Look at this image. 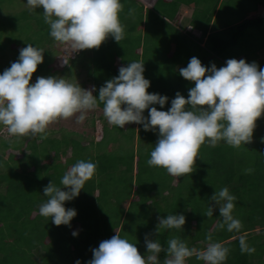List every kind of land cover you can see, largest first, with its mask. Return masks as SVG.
I'll use <instances>...</instances> for the list:
<instances>
[{"label":"clouds","instance_id":"clouds-1","mask_svg":"<svg viewBox=\"0 0 264 264\" xmlns=\"http://www.w3.org/2000/svg\"><path fill=\"white\" fill-rule=\"evenodd\" d=\"M138 1L145 9H153L156 3ZM25 4L30 12L42 8L50 37L75 50V56L70 54L60 60L62 68H71L82 50L98 49L109 37L118 43L125 36V27L119 19L123 10L121 0H26ZM176 10L164 9L163 19L172 21L168 18ZM43 53L44 49L27 44L19 50L18 59L0 74V125L5 126L11 138L42 141L55 121L75 117V122L81 124L86 114L102 103L104 117L110 125L123 129L133 124L134 127H129L134 132L135 125H141L145 132L156 134L157 141L146 163L178 178L194 171L202 145L216 147L222 142L240 148L251 143L256 121L264 113V68L258 70L255 62L246 63L244 59H228L218 69L215 64L206 68L198 58L192 57L179 70V75L194 82V87L188 90L187 99L177 92L171 106L163 111L155 105L163 109L168 97L147 91L150 81L143 75V63L118 66V76L106 81L97 97L93 95L97 91L95 86L84 89L77 81L70 82L63 77L38 76L30 83L37 66L43 63ZM134 134L138 140V132ZM96 169L94 162L78 160L62 176L63 187L50 181L43 188L47 199L39 206V215L50 218L55 226H70L77 213L72 208L65 209L64 203L79 195L85 183L95 176ZM245 171L251 172V169ZM236 199L227 187L214 192L205 215L212 217L214 208L218 209V227L239 233L242 223L233 215ZM157 220V235L163 230L182 231L186 222L183 214L158 216ZM77 235L78 232H72L73 237ZM207 240L206 248L198 250L189 248L178 237L170 238L164 264H186L192 257L203 264H225L229 248L213 242L210 235ZM144 243L147 254L142 258L134 243L116 234L92 249V259L86 264H159L158 256L163 250L159 239H149L146 234ZM239 245L242 254L255 252L244 235L239 236ZM75 264L81 262L77 260Z\"/></svg>","mask_w":264,"mask_h":264},{"label":"trees","instance_id":"trees-1","mask_svg":"<svg viewBox=\"0 0 264 264\" xmlns=\"http://www.w3.org/2000/svg\"><path fill=\"white\" fill-rule=\"evenodd\" d=\"M5 1L6 0H0V9L6 4L8 5L11 0H8V2ZM167 1L168 0H156L153 9H145V7L138 0H121V3L123 4L122 12L126 7L130 8L126 14L131 15V12L135 11L133 17H125L129 18L130 20L127 21V23L124 20V15L122 12L119 14L120 22L125 27L124 38L118 43L115 42L111 37L107 38L105 42H103L98 48V50L94 49L93 54H91L95 55L96 58L91 57L90 59L88 54H86L87 49L82 50L81 53L77 55L76 59L73 60L71 65V68L73 64L78 65V67L74 70V72L78 71L75 72L76 77L74 80H77L79 76H82V80L78 82L79 85H81V87L84 89L95 86L97 91L94 92L93 95L98 97L99 88L102 87L100 85L101 81L97 80L95 76L90 77L89 79L88 76L84 77L82 74L83 70L80 67H83L84 69L86 64L89 63L88 65H91L94 63L95 66L99 67L97 74H104L102 77V83L104 85L106 81L118 76V66H126L128 62H140L143 63L144 66V77L150 81V87L147 89V91L149 93H156L153 91V88L155 85L158 87V84L161 86V89L165 88V93L162 92L158 94L168 97V103L165 105L168 109L171 106V100L175 98V94L177 92L187 99L188 90L194 87V82L186 81L179 75V70L186 67L192 57L198 58L202 65L206 68L210 67L212 64H215V66L219 69L220 67L225 66L228 59H236L240 54L246 55V53L242 52L239 54L235 52L232 53L233 51L231 50L236 48L237 44L241 42L244 37H251V41L253 42L252 45H250V49L253 47L255 42L259 43L261 41L256 40L257 37L260 39V36L256 35H261L260 33L264 32V14L254 12L257 11L258 5L262 6L264 9V0H259L260 3H257L251 10L247 5L245 7H241L245 10L242 12L243 15H238V19L233 25H230L232 24L231 22L226 25H222L225 27V30L223 31L218 29L219 26L216 25V23L214 24V27L212 24L213 31H211L209 35H207V32L211 23V18L216 12L220 0H211V7H207L206 0H170L169 3H167ZM240 1L245 3V0ZM191 3L193 5L196 3H201L202 6H200L199 9H197V7L195 8L194 19H192L190 22V25L192 26L191 33L193 32V35L195 36L191 34L184 36L177 32L179 42L175 45V47H170V49H167L165 52V55L167 56L166 61L160 65L157 60L151 58L156 54V51L153 49L147 50L152 44H154V46L160 44L159 42L161 41H159V39L163 41V39H158L156 37L157 32L161 30L160 26H169L166 20L163 19L162 13L158 12L159 6L173 5L172 10H175L180 9L182 5H188ZM220 7L221 3L218 8L219 11ZM164 9L168 8L164 7ZM198 12L202 13L200 17H197ZM9 14L0 15V61L4 57L9 56L12 59L10 62L13 63L18 59L19 50L26 47V42H22L21 39L19 40V36L14 35L17 29V23L23 24L26 22L28 24V22L31 20H35L36 23V19L29 18L26 20L27 17L25 15L27 14L21 15V17L16 15L12 16V14ZM149 15L151 17H149ZM140 26L146 29L145 35H142L138 31ZM32 31H35V35L43 33L46 46H43V44L39 42L40 38L36 41H32V45L44 49V53L43 63L37 66V70L35 73H33L30 83H34L38 76L46 77V74L44 73L52 72L50 66L53 62L50 63V60L48 61L47 57L52 56L53 58V55H56L57 51L54 49V46L56 43H59L50 37L49 28H47V25L45 29H33ZM181 44H184V46H181ZM105 47H108L111 52V57L109 59H106L107 54L103 57L101 56ZM260 47L264 48V42L262 45H260ZM249 50L246 51L248 52ZM149 51H153L154 55L149 56ZM170 52H172L171 56L169 55ZM69 69L61 71L60 74L71 77V72H69ZM163 79H168L167 81H169V84L164 86L162 82ZM97 108L103 111V104H99ZM100 119H102L105 126L103 127L102 139L99 142L82 139L78 141L75 140L76 142L74 143H69L67 142L66 138L61 136L62 133L65 132L64 129H60L57 132L48 131L47 138L42 141L37 139L29 140L27 138L24 141L22 137H13L4 141L2 138H0V187L5 188L0 189L2 191L0 192V264H61L62 262L60 263V261H58L60 250L66 249L70 251L75 246L77 247V245L82 246L83 250L81 252H86L85 255L88 256V259L83 260L82 258H77L74 262L69 261L68 263L63 264H75L77 260H79L81 264H86L85 261L92 259V249L96 248L95 236L92 235V231H90V235L87 236L84 234H79L76 237H73L70 233L72 237L61 239L58 237V235H61V231H69L66 228L62 229L65 227L64 225L54 226L55 228L51 226L53 229L47 227V234L44 231L41 237H37L34 242L32 238H24L22 241L18 242L15 239L16 237L7 236V230H18V237H20V232L21 235L24 234V230H22V228L25 227L26 223H31L32 221L30 215L33 212L29 213L30 211H28L27 213L25 210V207L28 205V203H30L28 200L30 197L20 198L22 195V192H20L19 189L20 185L28 182L32 184L31 188L33 187L34 189V186H36L38 189V194L42 197V200L39 204H42L44 201L46 202L47 199V197L43 196V188L46 187L50 181H52L58 187H63L60 184V180L62 176L70 169L71 164L74 165L78 160H89L97 165V161L104 157H94L88 152L89 149L95 148V146L105 140V137H107V132L110 129L106 118L102 116ZM1 126L2 125H0V128ZM93 129L95 128L93 127ZM131 129L134 131V128ZM144 132L145 131L143 130L142 133ZM261 138H264V117H260L256 121V127L253 131L251 143H248L245 146L242 145L240 148H233L222 142L216 147H210L205 144L201 146L198 153L200 160L202 161L201 164L203 166L204 172L206 174L208 173L211 178L210 181H205L203 178L201 179L199 175V177H197V183L195 184L193 182L195 184V190L196 188L200 187L202 189H214L218 192L220 189L227 187L231 194L237 195V199L234 202L236 206L233 211H237V218L243 221H247L248 219L249 221H264V215L263 218L262 216L250 217L251 215L246 213L241 208V204L247 197L249 191L243 193V190L240 189L244 187L248 188L249 190L262 188V191L257 192V196L256 192L251 193L255 196V198L252 197L253 200L257 202H263H261L260 206L256 207H254L253 203V205L250 207H254L253 210L262 212V214H264V143H261ZM148 140L152 141L151 145L154 147L157 141V135L151 132V134L148 136ZM137 144L139 145L138 142ZM131 145H133V142ZM122 147H124L123 153L126 155L128 148L125 147L124 144H122L120 148ZM153 147L149 149H152ZM76 148H80L77 151L81 153H84L87 150L85 155L86 158L81 154V158L77 157V153L74 150ZM150 152L148 156H143L137 151V148H135L133 155L129 159V162L126 159L125 161L123 160V163L119 165V168L121 167L125 171L127 170V183L129 185H133V182L130 180L131 178L136 176V179L134 177V181L136 180L138 182V178L141 177L142 171H146V164H144V160L147 161L150 159ZM6 153L9 154L7 155ZM105 157L107 159L109 158V156ZM105 157L103 158L104 160ZM47 161H50L51 163L44 165V163ZM55 161L56 168H54ZM119 161L121 160L119 159ZM208 161L212 166H210ZM247 169H251V172L246 173L245 170ZM108 170L109 169L107 168L104 172ZM102 174H104L102 171L96 169L95 176L85 183L79 195L72 201H66L64 203L65 209L72 208L77 213L71 221H94V219L95 221H101V219L104 218L98 217L99 215H97L100 211H102L101 205L98 203V201H102L100 191L101 187L99 186L103 181L101 178ZM177 181L179 182L178 184H181L179 177L175 182ZM96 183L99 187H96ZM29 190L26 191L30 192ZM26 191H24V193ZM12 210L19 212L24 211V216L22 217L19 214H8ZM88 212H90L91 216H88L87 219L84 220L83 215L88 214ZM80 214H82V217ZM7 216L20 218L21 221H13L7 224ZM36 219H40L41 221L45 220L47 222V220L50 218L42 217L38 213L35 218H33L34 221ZM115 221L117 222L113 224V227H101L100 231L102 237L101 235L100 237L102 241L110 239L112 236L118 234L122 217L120 220ZM211 226L210 228H206V232L209 231L207 234L202 237L197 235L193 240L199 242L211 234L213 236V242H220L226 247L232 240L231 238L235 237V233H230L229 231L225 232V230L223 231V228H221L219 231H217L216 228L212 234ZM83 229L84 228H81V230ZM261 230L264 231V229ZM248 231L249 230H246L244 232ZM48 239L49 242L46 243ZM158 239L163 249L158 256L159 264H164V260L167 258V245L165 244V239ZM234 240L239 242V237L234 238ZM76 247L74 250L75 254L77 253ZM193 259L194 257L189 258L186 261V264H193L195 260L192 262L190 261ZM197 264H203V261ZM225 264L248 263L246 258H243L239 256L237 252H234L229 253Z\"/></svg>","mask_w":264,"mask_h":264},{"label":"rangeland","instance_id":"rangeland-1","mask_svg":"<svg viewBox=\"0 0 264 264\" xmlns=\"http://www.w3.org/2000/svg\"><path fill=\"white\" fill-rule=\"evenodd\" d=\"M5 2H8L6 0ZM4 2V3H5ZM207 7H211V0H206ZM26 0H11L9 4L11 5H5L3 8L0 9V15L4 14H12V16L16 15L21 17V15H25L27 19L29 18H35V20H31L28 22L17 23V29L14 33L15 36H19V40L21 39L22 42H26L25 46L27 44H32V41H36L40 38V41L43 46H46V41L43 38V33H40L39 35H35L34 30L39 29H45L46 23L44 22L42 11L43 9H37L36 12H30L29 9L26 6ZM257 3H260L258 0H245V3L240 0H222L220 11L218 12V15L216 17V20L214 23L218 26L226 25L229 22L235 23L238 19V15H243V11H245L241 7H245L246 5L251 10ZM164 7L172 8L173 5H160L159 11L162 13L164 11ZM202 7V6H201ZM184 8V7H183ZM130 10L129 7L124 8V11L122 14L124 15V20L127 23V21H130L129 18L131 16L133 17L134 12H131V15L126 14L127 11ZM260 14H264L262 12V9L259 10ZM262 12V13H261ZM9 14V15H10ZM201 12L197 13V17L201 16ZM129 17V18H125ZM149 17H151L149 15ZM30 23V24H29ZM161 30L159 31L160 37H157L158 39H163L159 41L160 44H157L154 46V44L150 45L147 50L153 49L156 51V54L154 55L153 51H149V56L154 55L153 59L157 60L160 65H162L166 61V55L165 52L167 49H170V47H175V45L179 42L178 33L175 31L168 30L167 26L161 25ZM47 28H49V25H47ZM23 30V31H22ZM260 39L257 37L256 40H261L259 43L255 42L253 47L250 49V45H252L251 37L247 38L244 37L241 42H239L236 46V48L231 49L232 53L239 54L240 52L246 53V55H238L236 60L244 59L246 63H252L255 62L258 65L259 68H264V48H261L260 45L264 42V32L260 33ZM229 36V35H227ZM157 40V39H156ZM105 42V41H104ZM181 46H184V44H181ZM15 48V47H14ZM54 49L57 51L56 55L47 57L48 61L50 60L51 64V73H44L46 74V77L49 76H57V77H63L70 82H80L82 80V76H79L77 80H74L76 77L75 68L78 67L77 64H73L72 68L69 69V72H71L70 76L67 77L64 76V74H60L61 71L68 69V68H62L59 64L60 60L67 58L70 54L71 56H75L76 53L74 49L71 48L68 44H61L56 43L54 46ZM250 49V50H249ZM1 50V49H0ZM54 50V51H55ZM98 50V49H97ZM246 50H249L248 52ZM94 49H87V53L89 58H96L93 54ZM188 52V50H187ZM110 50L108 47H105L102 53V57L107 54V58L109 59L111 57ZM196 56V54H195ZM11 57H4L0 61V74L2 72L9 68L11 65ZM89 64V63H88ZM86 64L83 67H80L83 70V75L88 76V79L90 77H94L101 81L100 85L103 86V75L104 74H97V70L99 67L95 66L94 63L91 65ZM219 67V66H218ZM69 74V73H68ZM173 74V73H171ZM99 75V77H98ZM165 75V74H164ZM116 77V76H115ZM168 79H163V85L169 84ZM81 86V85H80ZM86 89H91V87H87ZM153 91L156 93H162L166 91V89H161V86L158 84V87L155 85L153 88ZM158 110L167 111L168 109L166 106L163 109L159 108V105H155ZM144 115L147 117L148 112L145 110ZM104 116L103 111L96 108L93 111H90L86 114V119L83 123L77 124L75 122V117L63 120L59 119L55 121L53 124H51L47 131H58L60 129H64L65 132L62 133V137L67 139V142L74 143L78 140L82 139H88L93 140L95 142L100 141V138L103 133V127L105 126L102 119L100 117ZM261 117H264V113H262ZM109 124V123H108ZM110 129L107 132V137H105V140L95 146V148H91L88 150L89 154L91 156H109L107 159L105 157V160L102 158L97 161V170L102 171L104 174L101 175L102 183L99 185L101 187V198L102 201H98V203L101 205L102 211H100L97 215L98 217H104L101 219V221H70V226H65L62 229H67L61 231V235H58L61 239H67L68 237H72V232L76 231L79 234L84 235H90V231H92V235L95 236V246L98 248L101 240V227L108 228L113 227V224L120 220L122 217L121 225L118 231V235H120L122 238H126L129 242H132L137 247V250L139 254L142 256V258L147 254L146 246L144 243V239L146 234H148L149 239L155 240L157 238H163L167 241L172 237H178L182 240H184L189 248H196L198 250H203L206 248V244L208 243L207 238H203L201 241L196 242L195 237L197 235H200V237L207 234L206 228H212V234L214 233V230L219 231L221 228L218 227V222L220 221L219 217V211L218 209L214 208L213 216L207 217L205 215L208 205L210 203V198L214 194V192H217V190L214 189H202L200 187L196 188L195 190V184L197 183V177L205 181L209 180L211 176L206 174L204 172L202 161L200 160V156L198 154V158L195 160L194 164V171L192 174H187L186 176H181L180 181L181 184H178L179 182H175L177 177L171 176L167 174L166 170L163 168L158 167H150L146 163L147 161L144 160V164H146V171H142L141 177L138 178V182L135 180L136 176L131 178V182H134L133 185H129L127 183V177L128 174L126 173L123 168H119V165L123 163V160L126 159L129 162V159L133 155V151L135 148H137V151L141 153L143 156H148L149 152L152 149H149L153 147L152 141L148 140V136L151 134V131L143 132V128L141 125H135V132H138V147L135 145V132L130 128L134 127L133 124H130L129 126H125L122 129L113 126L108 125ZM93 127L95 129H93ZM5 130V131H3ZM74 132V133H72ZM80 133V134H76ZM87 137V138H85ZM0 138H2L4 141L11 138V136L8 134L7 129L5 126H1L0 128ZM24 141L26 138H22ZM76 140V141H75ZM128 142V143H127ZM133 142V145L131 143ZM257 142V141H256ZM124 144L125 147L128 148V151L126 155L124 152V147L120 148L121 145ZM141 148V149H140ZM80 148L74 149L77 153V157H80V154L86 158L87 150L84 153L78 152L77 150ZM15 152V151H14ZM7 155L9 153H6ZM122 154V156H121ZM125 155V156H124ZM81 158V157H80ZM119 159L121 161H119ZM112 160V161H111ZM209 162V161H208ZM50 161H47L45 164H50ZM210 166L211 163L209 162ZM72 166V164H71ZM48 168V167H47ZM54 168H56V161ZM109 169L108 171L104 172L106 169ZM119 168V169H118ZM59 169V168H58ZM141 170V169H140ZM124 171V173H123ZM174 179V180H173ZM173 180V181H172ZM195 184H194V183ZM199 184V182H198ZM20 185V184H19ZM31 183L25 182L22 185L19 186L20 192H22V195L20 198H28L30 203L25 207V210L30 211L29 213L33 212L30 215L31 216V223H26L25 227L22 228L24 230V234L18 237V230H7V236H13L16 237L15 239L19 242L22 241L24 238H32L33 242L36 240L37 237H41L42 233L45 231L47 234V227L52 228L51 226H55L52 224L51 219L41 221L40 219H36L35 221L33 218L39 213V204L42 200L41 195L38 194V189L36 186L31 188ZM96 183V187H99ZM31 188V189H30ZM0 189H5L4 187H0ZM29 190L30 192L26 191ZM244 192H248L247 197L241 204V208L251 215L250 217H257L262 216V212H257L253 210L254 207L260 206L261 202L263 201H255L252 199V197L255 198V196L251 192H257L262 191L261 189H253L249 190L248 188H240ZM33 190V191H32ZM24 191H26L24 193ZM0 192H2L0 190ZM236 197L237 195L234 194ZM45 202V201H44ZM254 203V207L251 208ZM27 208V209H26ZM253 210V211H252ZM24 211H15L12 210L8 214L11 215H17L24 216ZM237 212V211H236ZM235 211H233L234 217L237 218V214ZM168 214H183L185 216L186 222L183 226L182 231H176V230H163L159 235L156 234V226L158 224L157 217H166ZM96 215V217H97ZM82 217V214H80ZM88 216H91L90 212L88 214L83 215L84 220L87 219ZM238 219V218H237ZM7 224L13 222V221H21L20 218H14L13 216H7L6 218ZM192 221V222H191ZM196 221V222H195ZM242 223V229L239 233L233 231L230 233H235V238L239 237L240 235H244L246 238V242L250 247H253L255 249V252L251 255L247 253H241L239 242H236L234 238L229 242V245L226 247L229 248V253L237 252L239 256L246 258L248 264H264V231L261 229H264V221H243L240 220ZM195 222V223H193ZM77 224V225H76ZM82 226V227H81ZM55 228V227H54ZM81 228H84L81 230ZM53 229V228H52ZM255 229V230H250ZM21 230V231H22ZM227 231L226 228H223V231ZM246 230H249L248 232H244ZM52 231V230H50ZM66 231V232H65ZM253 231V232H252ZM53 233V232H52ZM71 233V235H70ZM105 233V232H104ZM101 235V237H100ZM210 236L213 239V236L210 234ZM50 239V238H49ZM49 239L46 243L49 242ZM76 240V239H75ZM78 240V239H77ZM12 242V241H11ZM94 243V242H93ZM9 245V244H8ZM13 245V243H12ZM87 245V244H86ZM10 246V245H9ZM76 247V246H75ZM75 247L68 251L66 249L60 250V254L58 255V258L61 264L74 262L75 259L82 258L83 260H87L88 256H86V252H81L82 246L77 245L76 247V254L74 253ZM195 260V261H194ZM193 262V264H196L201 262L198 261L195 257L193 260H190ZM87 261H85L86 263Z\"/></svg>","mask_w":264,"mask_h":264},{"label":"crops","instance_id":"crops-1","mask_svg":"<svg viewBox=\"0 0 264 264\" xmlns=\"http://www.w3.org/2000/svg\"><path fill=\"white\" fill-rule=\"evenodd\" d=\"M152 2H156V0H151ZM222 2V0H220L219 1V4H218V7H217V10H216V12L214 13V15L212 16V18H211V23H210V25H209V28H208V32H207V35H209L210 34V32L211 31H213L212 30V24H213V27L215 26L214 24V21L216 20V16H217V14H218V12L217 11H219V5H220V3ZM201 6V3H199V4H195V5H193L192 3L191 4H188V5H182L181 6V8L180 9H177L176 11H174V12H172L171 14H172V16L173 17H171V19H172V21H168L167 23H168V25L170 26H167V28H168V30H173V31H175L176 33L178 32V33H180V34H182V35H187V34H191V35H193V32L191 33V30H192V26L190 25V22H191V20L192 19H194V10H195V8L197 7V9H199V7ZM184 7V8H183ZM262 9V12L264 13V9L262 8V6H260V5H258L257 6V11L256 12H254V13H259L260 14V12H259V10H261ZM179 11V12H178ZM261 12V13H262ZM233 24H235V23H232V24H230V25H233ZM173 26H175V27H177L179 30H177V29H175V28H173ZM171 28V29H170ZM218 29H220V31H223V30H225V27H223V26H219L218 27ZM222 29V30H221ZM138 31L142 34V35H145L146 34V29L144 28V27H139L138 28ZM149 31V30H148ZM147 31V32H148ZM150 32V31H149ZM148 32V33H149ZM147 33V34H148ZM160 35H159V32H157V34H156V37H159ZM193 36H195V35H193ZM197 36V35H196ZM155 37V38H156ZM140 52H141V50H140ZM171 54H172V52H170L169 53V55L171 56ZM85 138H87V137H85ZM84 140H87V139H84ZM137 142L138 141H136V140H134V143H135V145H138L137 144Z\"/></svg>","mask_w":264,"mask_h":264}]
</instances>
